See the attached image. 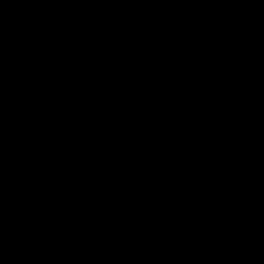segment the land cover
I'll list each match as a JSON object with an SVG mask.
<instances>
[{"label": "water", "instance_id": "water-1", "mask_svg": "<svg viewBox=\"0 0 264 264\" xmlns=\"http://www.w3.org/2000/svg\"><path fill=\"white\" fill-rule=\"evenodd\" d=\"M0 264H264V0H0Z\"/></svg>", "mask_w": 264, "mask_h": 264}]
</instances>
